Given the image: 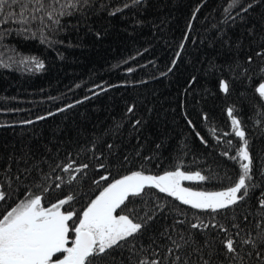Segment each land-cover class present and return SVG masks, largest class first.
<instances>
[{"label": "trees", "instance_id": "trees-1", "mask_svg": "<svg viewBox=\"0 0 264 264\" xmlns=\"http://www.w3.org/2000/svg\"><path fill=\"white\" fill-rule=\"evenodd\" d=\"M53 5L56 13L70 14H54L59 24L45 18L43 35L38 23L25 26L28 31L0 24V192L5 194L0 218L35 195L45 207L72 195L61 210L82 214L108 183L133 171L163 175L179 167L206 177L186 182L187 188L226 190L241 174L238 160L230 158L242 146L231 123L236 118L252 159L248 195L211 212L145 188L125 202L129 211L115 214L133 218L148 212L154 219L122 241L123 247L109 250L102 264L153 259L172 264L176 256L177 264L185 259L260 264L264 243L256 239L261 231L256 225L264 224L259 204L264 98L257 89L264 82V0H53ZM26 57L42 61L44 68L21 63ZM69 164L72 169L65 171ZM82 165L88 167L76 172ZM201 222L223 225L227 232L190 227ZM77 223L74 216L70 228ZM173 228L186 238L193 234L196 244L170 253L167 237L177 238ZM229 236L235 257L222 243ZM74 237L70 231L69 239ZM249 237L255 248L243 243ZM197 247L201 251L193 250Z\"/></svg>", "mask_w": 264, "mask_h": 264}, {"label": "snow or ice", "instance_id": "snow-or-ice-1", "mask_svg": "<svg viewBox=\"0 0 264 264\" xmlns=\"http://www.w3.org/2000/svg\"><path fill=\"white\" fill-rule=\"evenodd\" d=\"M54 14L63 16L70 13L63 10L56 13L53 0H47V2L46 0H0V24L20 25V31H28L29 28L25 26L38 23L42 26L40 31L43 35L44 28L48 27L45 18L59 24V20L54 18ZM28 62L33 63L36 70L44 68L43 62L35 57H26L21 61L25 64ZM175 63L176 61H173V64ZM221 88L223 91L228 90L223 81ZM257 92L264 98V83L259 85ZM128 112H133V108L129 107ZM228 114L232 117L231 109ZM39 119H44V117ZM231 123L235 136L239 137L242 142L236 155L230 157L233 160H238L241 169V174L234 186H229L223 191H194L184 187L182 182L204 181L206 177L199 172L190 174L182 171L179 167L174 171H166L163 175H146L143 171H133L129 175H124L108 183L107 187L95 199H92L79 215L74 211L61 210L64 205L74 199L72 195L66 199H60L49 207L42 205L41 195H35L12 207L0 218V264H102L104 257L109 255V250L123 247L122 241L126 242L129 238L134 237L148 225L149 221L154 219V216L148 212L143 217L133 218H130L129 214H115L118 209L129 211L125 202L131 203L129 197L140 196L145 188H156L159 192L166 193L182 204L197 210L217 212L236 205L248 195V181L252 179L250 175L252 159L245 132L241 130L240 121L232 118ZM135 124H139V121H136ZM201 139L203 142V138ZM228 143L231 144V141ZM224 155H227V152ZM87 167L88 165H82L75 171L81 172ZM100 167L103 168L104 165H100ZM70 169H72L71 164L67 165L64 170ZM100 179L107 181L109 178L101 176ZM94 182L99 183V181ZM56 187H60V185L58 184ZM241 192L243 194L238 195ZM4 199L5 194L0 192V200ZM259 204L261 208H264V198L260 199ZM74 216L78 219V223L70 228L69 221H73ZM134 219L137 222H134ZM176 223L183 224L184 221H176ZM190 227L192 229L218 227L221 231L227 232L223 225L210 226L203 222L192 223ZM233 227L239 228V225L233 224ZM256 227L261 229L257 233L256 239L264 243V224L257 223ZM70 231H74L75 238L71 240V246H68ZM173 231L177 232V238H173L171 235L167 237L172 243V247L169 248L170 253L174 249H183L185 245L196 244L193 234L189 233L186 238L179 230L173 228ZM165 234H167V229L165 233H162V235ZM222 243L225 244L227 252L233 253L235 257V241L231 236ZM243 243L251 244L253 248L256 247V243L251 237L244 239ZM193 250L201 251L198 247ZM129 251H134V249H129ZM251 254L249 253V255ZM212 255L213 251H209V257ZM256 255L261 257L260 251H257ZM179 260L180 257L176 256L172 264H177ZM139 264H159V262L155 259L141 260ZM184 264H190V261L185 259ZM203 264H211L210 259L203 260ZM260 264H264V258L260 259Z\"/></svg>", "mask_w": 264, "mask_h": 264}, {"label": "rangeland", "instance_id": "rangeland-1", "mask_svg": "<svg viewBox=\"0 0 264 264\" xmlns=\"http://www.w3.org/2000/svg\"><path fill=\"white\" fill-rule=\"evenodd\" d=\"M263 83H264V82H263ZM261 84H262V83H261ZM186 182H189V181H183V182H182V185H183L184 187H186V186H185V183H186ZM74 238H75V237H74ZM74 238H73V239H74ZM71 240H72V239H69V244H68V246H71Z\"/></svg>", "mask_w": 264, "mask_h": 264}]
</instances>
